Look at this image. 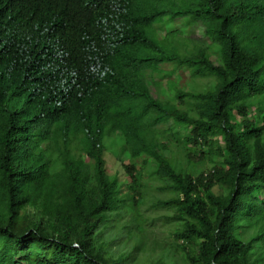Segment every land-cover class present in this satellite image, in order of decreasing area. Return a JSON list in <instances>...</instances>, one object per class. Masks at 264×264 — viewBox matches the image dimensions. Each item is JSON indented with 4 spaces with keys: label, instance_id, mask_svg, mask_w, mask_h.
I'll use <instances>...</instances> for the list:
<instances>
[{
    "label": "trees",
    "instance_id": "obj_1",
    "mask_svg": "<svg viewBox=\"0 0 264 264\" xmlns=\"http://www.w3.org/2000/svg\"><path fill=\"white\" fill-rule=\"evenodd\" d=\"M153 181L174 228L148 264H264V0H0V264H130L142 238L100 235L121 212L140 231Z\"/></svg>",
    "mask_w": 264,
    "mask_h": 264
},
{
    "label": "rangeland",
    "instance_id": "obj_2",
    "mask_svg": "<svg viewBox=\"0 0 264 264\" xmlns=\"http://www.w3.org/2000/svg\"><path fill=\"white\" fill-rule=\"evenodd\" d=\"M171 26L177 27L181 32L189 34V25L185 20L179 22H168V19L164 18L162 23L157 24L155 27L158 30L159 34H163ZM188 32V33H187ZM190 37L198 39L201 43L207 44L208 39L203 33V27L200 24H195L190 28ZM161 72L159 74H153V78L158 79L161 77V73H167V76L170 74L171 78L176 81V87L181 88L184 91H190L192 89L193 82L190 77L187 76L186 72L183 71L180 67H175L171 63H163L159 65ZM144 77L150 81L152 80L151 73L149 71L143 72ZM164 77V76H162ZM161 89L160 94L164 92V95H169V89H166L164 80H160ZM196 82L198 86L203 87V80L197 79ZM151 83V82H150ZM165 91H164V90ZM149 92L152 97H155L158 94L156 87L153 84L149 85ZM255 113V104L248 108V117L252 118ZM177 128V127H176ZM183 132V131H182ZM108 137H105L104 140H107ZM103 140V142H104ZM177 141H172V144H176ZM182 149L178 147V149ZM115 147L106 146V150L103 151V158L105 161V170L110 177H116L119 180H125V174L123 167L111 152L115 151ZM174 150V149H173ZM167 152H165L166 154ZM143 157L135 158L132 160L135 166L142 165ZM123 162H126V158H122ZM199 167H207L206 163H199ZM149 172V167L145 165L144 167V177ZM156 183L153 181L151 184L146 183L145 185V199L140 204L137 211V218L143 219V225L138 231L137 227L134 228L132 223H134L131 216L128 213H120L118 219L110 222V225L104 229L100 235V239L107 243V250L113 256L120 253H127V251L132 250V245L136 240L142 238L144 245L141 246V252H132L135 253L136 259L134 258L130 264H148L158 260L159 258L167 261L168 256H166L165 250H169V245L172 244L171 231L174 228V225L169 224L163 218L168 211L158 208L157 201L167 198L169 195L167 193L160 192L156 187ZM24 212L30 217H34L30 209H25ZM129 225L130 229L126 228L119 229L117 226L119 224ZM134 256V257H135Z\"/></svg>",
    "mask_w": 264,
    "mask_h": 264
}]
</instances>
